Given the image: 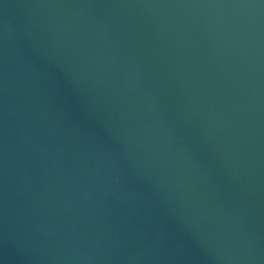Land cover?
I'll list each match as a JSON object with an SVG mask.
<instances>
[{
	"label": "water",
	"instance_id": "water-1",
	"mask_svg": "<svg viewBox=\"0 0 264 264\" xmlns=\"http://www.w3.org/2000/svg\"><path fill=\"white\" fill-rule=\"evenodd\" d=\"M0 264H264V0H0Z\"/></svg>",
	"mask_w": 264,
	"mask_h": 264
}]
</instances>
